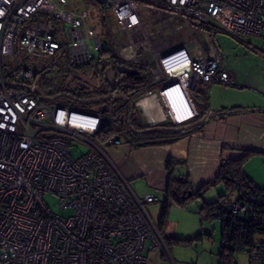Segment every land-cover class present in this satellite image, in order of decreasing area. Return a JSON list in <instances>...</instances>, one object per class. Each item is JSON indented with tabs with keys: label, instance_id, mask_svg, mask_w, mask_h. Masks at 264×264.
<instances>
[{
	"label": "built area",
	"instance_id": "built-area-1",
	"mask_svg": "<svg viewBox=\"0 0 264 264\" xmlns=\"http://www.w3.org/2000/svg\"><path fill=\"white\" fill-rule=\"evenodd\" d=\"M94 1L109 48L88 23L90 12L70 0H0V264H147L148 241L162 242L145 208L158 194L138 197L107 152L121 136L92 138L104 123L119 122L124 105L101 112L41 100L37 87L53 96L73 93L78 84L77 74L63 71L59 85L45 90L40 81L49 60L67 52V64L78 67L111 54L147 66L159 95L180 81L188 93L212 82L233 85L203 25L236 36L264 34V0ZM157 35L167 40L155 42ZM18 52L38 59L43 71L22 67ZM4 56H15L18 68L5 65ZM73 139L89 145L77 157ZM46 194L56 197L59 212ZM247 208L229 192L221 204L225 214ZM250 260L264 264V239Z\"/></svg>",
	"mask_w": 264,
	"mask_h": 264
},
{
	"label": "crops",
	"instance_id": "crops-1",
	"mask_svg": "<svg viewBox=\"0 0 264 264\" xmlns=\"http://www.w3.org/2000/svg\"><path fill=\"white\" fill-rule=\"evenodd\" d=\"M261 70L264 68L261 67ZM230 75L233 80L231 72ZM217 86L221 89L231 87L212 82L205 93L200 89L197 91L201 95L213 96L218 94ZM224 98L218 106L199 110L216 112L203 124L179 132H166L167 139L171 140L169 142L135 146V142L128 139L108 147L109 157L126 180L133 183L138 178L144 180V189L141 194H136L138 197L157 193L158 202L163 204L168 180L165 164L169 158L173 160L175 174H188L191 190L196 192L204 182L219 173L222 163L238 159L244 150L251 152L244 163L245 173L255 186L264 188V100L244 104ZM160 99V95L150 93L138 102L151 122L170 117L168 105L162 100L165 111ZM196 110L198 112L197 107ZM219 185L223 186L222 183L214 185L202 197L190 200L186 206L171 204L161 229L154 222L162 242L159 240L157 246L151 247V241H148L145 251L147 264H219L221 240L216 230L218 226L221 228V222L206 219L200 211L203 202H212L225 193L224 188L218 190ZM212 189H215V199L210 192ZM151 204H145L148 214L147 208ZM260 239L261 236H258L257 240ZM235 264H250V254L246 251L236 252Z\"/></svg>",
	"mask_w": 264,
	"mask_h": 264
},
{
	"label": "rangeland",
	"instance_id": "rangeland-1",
	"mask_svg": "<svg viewBox=\"0 0 264 264\" xmlns=\"http://www.w3.org/2000/svg\"><path fill=\"white\" fill-rule=\"evenodd\" d=\"M72 5H80L85 7L89 12L90 16L88 19V23L92 24L95 32H97L101 40L105 42L106 48L111 46L107 36L104 34L103 30V21H102V8L101 6L95 2L94 0H70ZM66 27V26H65ZM184 34V33H183ZM206 38L209 42L216 45L222 52L224 62L226 64V68L229 69L231 74L233 75L234 86L228 87L226 89H221V87L217 86L216 91L218 94L212 95H201L197 90L189 88L188 92L198 108V110H202L203 107H212L220 105L222 97L224 99L230 101H240V103H250L256 101L264 100V70H261V67L264 68V36H236L230 33H227L221 29L215 28L211 32L206 34ZM158 39L167 40L164 37L158 38V35L154 37L155 42H158ZM169 39H171L169 37ZM168 39V40H169ZM254 47L256 50H252ZM153 51H150L152 54ZM19 60L22 63V67L31 68L39 73L43 71V64L39 62L38 59L32 56H27L22 52H18ZM3 62L7 66L18 68V62L15 59V56H4ZM68 63V54L63 53L60 57L58 63L47 73L46 76L42 78L40 81L41 85L45 88V90L50 91L54 90L58 85L60 79L63 77V71H68L74 75L87 72L91 68V64H86L78 67H71ZM152 64L154 62L152 61ZM143 66V65H142ZM144 69L148 72L150 76V80L144 85V87L139 91L138 96L136 97L137 109L141 113L142 121L144 123L149 122V118L146 115L144 109L139 105V100L146 96L147 94L153 92L155 95L159 96V87L160 85L152 83L153 80L152 73H150V69L147 66H143ZM236 78V79H235ZM201 92L205 93V90H201ZM221 93L223 95H221ZM69 100L60 97L55 100L57 104H68ZM79 103V102H75ZM74 103V104H75ZM164 103H162L163 105ZM84 107H80L82 110L86 111H95L96 104L94 102H88L83 105ZM164 106V105H163ZM164 110L166 111V107L164 106ZM213 111V110H212ZM215 112V111H214ZM195 118V116H194ZM193 119L184 122V124L190 123ZM157 124H164L172 126V120L170 117L162 119L160 121L154 122ZM111 127L117 129V133L121 136L122 140L130 139L129 134L126 131V127L120 122H113ZM94 138V136H92ZM121 140V141H122ZM71 145L73 148V157H77L81 154V151H85L89 148L87 144H79L75 139L71 140ZM154 145V144H153ZM78 147V148H77ZM79 149V150H78ZM108 152V150H107ZM136 180V179H135ZM134 180V181H135ZM130 188L135 192V194H141L144 189V180L138 178L134 183L132 180H127ZM224 188L222 185L218 186V190ZM223 190V189H222ZM213 194V198L215 196V189L210 191ZM236 191H233L231 196L235 198ZM214 198V199H215ZM44 200L51 207V209L55 212H59L55 203L57 201L56 197L52 194L44 195ZM161 206L162 202H154L148 206V212L153 222L158 224L159 217L161 214ZM71 211L67 210L62 212V215H67ZM217 222V221H216ZM217 235L220 234V228L217 227Z\"/></svg>",
	"mask_w": 264,
	"mask_h": 264
},
{
	"label": "trees",
	"instance_id": "trees-1",
	"mask_svg": "<svg viewBox=\"0 0 264 264\" xmlns=\"http://www.w3.org/2000/svg\"><path fill=\"white\" fill-rule=\"evenodd\" d=\"M203 28L207 34L216 27L213 25H203ZM68 102V104H71L77 109L84 107V104L81 103H75L70 100ZM204 113V111L198 110L194 121L199 119ZM115 133H117V130L104 123L100 130L94 134V140L98 143H103ZM127 133L130 136V140L135 142V146L162 144L171 141L167 139L166 134L168 133L161 131L144 133L137 136H133L130 132ZM250 155V151L244 150L238 159L227 160L222 163L219 173L214 178L204 182L196 192L191 190L188 174H175L173 160L169 158L165 164L168 170V180L165 188L166 197L161 206L158 228L161 229L164 225L171 204L186 206L190 200L202 197L214 185L222 183L225 193L212 202H203L200 210L206 219H217L221 222V244L218 252L219 264H235V254L239 251H246L251 255L255 244L264 239V188L255 186L244 171V163ZM188 190L192 191L191 196L182 198V192H187ZM241 190H244L246 195L254 198L252 204L246 202L240 193ZM233 191H236L235 198L231 196ZM228 192L233 200L247 205L248 208L245 212L232 215L225 214L221 210L222 201ZM258 236H261L260 240H257ZM197 237L199 235L195 238ZM179 241L182 240L179 239ZM188 241H191V239H188Z\"/></svg>",
	"mask_w": 264,
	"mask_h": 264
},
{
	"label": "flooded vegetation",
	"instance_id": "flooded-vegetation-1",
	"mask_svg": "<svg viewBox=\"0 0 264 264\" xmlns=\"http://www.w3.org/2000/svg\"><path fill=\"white\" fill-rule=\"evenodd\" d=\"M56 58L48 61L44 70L43 77L58 63ZM91 64V68L87 72L77 74L78 84L74 92L68 93L78 99H92L108 96L106 99L91 101L96 104L99 109L101 105H105L106 109L114 106L124 105L123 114L119 122L126 127V131L133 136L141 135L143 129L149 125L142 121V116L137 109L136 97L139 91L146 85L148 81V72L139 67L137 64L124 62L117 59L114 55H102ZM86 65V64H85ZM110 77L108 78V74ZM76 102V101H74ZM132 109V111H131ZM122 119V121H120ZM194 119L191 121L193 122ZM169 126L157 124V126ZM130 128L132 130H130Z\"/></svg>",
	"mask_w": 264,
	"mask_h": 264
},
{
	"label": "water",
	"instance_id": "water-1",
	"mask_svg": "<svg viewBox=\"0 0 264 264\" xmlns=\"http://www.w3.org/2000/svg\"><path fill=\"white\" fill-rule=\"evenodd\" d=\"M61 29H62V26H61ZM252 50H256V49L254 47H252ZM139 67L144 68L143 66H139ZM107 75L109 78L110 77L109 73ZM26 87L31 88L30 86H27V85H26ZM37 90L39 92L40 99L43 101H50L53 99L64 97V98H67V99L72 100V101H76V102H80V103H88L91 101H98L100 99L108 98V96H105V97L92 98V99H78V98H76V97H74L68 93H59V94H55L53 96H47L40 87H37ZM99 110L101 112H105L107 109H106L105 105H101L99 107ZM131 111H132V109H131ZM215 114H216V112L211 111V110H207L199 119H197L193 122L187 123V124H178L176 126H174V125H172V126L152 125V126H150L149 125L147 128H145L139 132L140 133H149V132H158V131H161V132H179V131H182L185 129H189L192 127L199 126V125L203 124L204 122H206L212 115H215ZM120 121H122V119ZM130 130H132V129L130 128ZM240 193L245 198L247 203L252 204L254 202V198L250 195H246V192L244 190H241ZM191 194H192V191L188 190L187 192H182L181 197L182 198H188L191 196Z\"/></svg>",
	"mask_w": 264,
	"mask_h": 264
},
{
	"label": "bare ground",
	"instance_id": "bare-ground-1",
	"mask_svg": "<svg viewBox=\"0 0 264 264\" xmlns=\"http://www.w3.org/2000/svg\"><path fill=\"white\" fill-rule=\"evenodd\" d=\"M163 37H166V35H163ZM156 46H158V43ZM160 97L166 106L168 105L167 109L170 119L176 123H181L186 119L191 118L195 114L193 102L185 89V81L175 82L172 85L162 89ZM162 100L160 99L161 103H163Z\"/></svg>",
	"mask_w": 264,
	"mask_h": 264
},
{
	"label": "clouds",
	"instance_id": "clouds-1",
	"mask_svg": "<svg viewBox=\"0 0 264 264\" xmlns=\"http://www.w3.org/2000/svg\"><path fill=\"white\" fill-rule=\"evenodd\" d=\"M188 95H189V92H188ZM189 97H190V95H189ZM190 99H191V97H190ZM191 100H192V99H191ZM192 102H193V101H192ZM193 105H194V102H193ZM194 108H195L196 113H195L191 118L186 119L185 121H183V122H181V123H179V124H184V122H186V121H188V120H191L192 118L194 119V116L197 115V110H196L195 105H194ZM177 125H178V124H177ZM174 126H176V125H174Z\"/></svg>",
	"mask_w": 264,
	"mask_h": 264
}]
</instances>
